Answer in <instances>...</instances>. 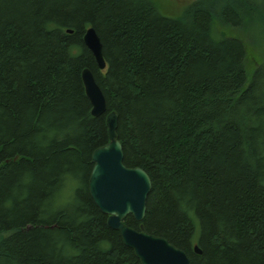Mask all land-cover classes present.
Wrapping results in <instances>:
<instances>
[{"label":"trees","instance_id":"trees-1","mask_svg":"<svg viewBox=\"0 0 264 264\" xmlns=\"http://www.w3.org/2000/svg\"><path fill=\"white\" fill-rule=\"evenodd\" d=\"M252 8L192 0L173 16L154 0H0V264H141L88 189L110 110L123 162L151 180L144 218L124 223L190 264H264V60L249 70L244 39L218 29ZM89 25L103 69L82 39Z\"/></svg>","mask_w":264,"mask_h":264},{"label":"water","instance_id":"water-1","mask_svg":"<svg viewBox=\"0 0 264 264\" xmlns=\"http://www.w3.org/2000/svg\"><path fill=\"white\" fill-rule=\"evenodd\" d=\"M83 42L93 54L98 68L105 67L102 42L93 25L85 28ZM86 95L91 103V113L100 115L107 110L104 93L89 67L81 71ZM109 140L94 148L93 162L88 178L89 193L99 210L107 215V225L117 230L123 243L132 248L141 264H190L187 254L166 238L150 234L141 223L138 229L124 223L131 214L141 221L146 213V200L151 180L140 166L123 162V148L117 138L118 115L115 110L106 114ZM194 251L201 253L197 244Z\"/></svg>","mask_w":264,"mask_h":264},{"label":"rangeland","instance_id":"rangeland-1","mask_svg":"<svg viewBox=\"0 0 264 264\" xmlns=\"http://www.w3.org/2000/svg\"><path fill=\"white\" fill-rule=\"evenodd\" d=\"M159 9L167 15H180L184 6L192 0H154ZM253 6L251 10L245 11L243 20L244 24L238 27L227 28L218 26L220 33L234 34L244 39L248 47L247 68L251 67L259 61L264 60V0H248ZM244 6V4H242ZM241 12L243 11V7ZM250 77V72L247 73V80Z\"/></svg>","mask_w":264,"mask_h":264}]
</instances>
